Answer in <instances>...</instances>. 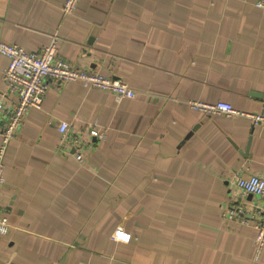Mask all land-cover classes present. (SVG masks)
I'll return each instance as SVG.
<instances>
[{
    "label": "crops",
    "instance_id": "crops-1",
    "mask_svg": "<svg viewBox=\"0 0 264 264\" xmlns=\"http://www.w3.org/2000/svg\"><path fill=\"white\" fill-rule=\"evenodd\" d=\"M0 0V38L36 51L59 36L75 65L127 81L133 98L52 81L5 153L0 264H264L256 232L223 207L258 198L234 173L264 172V123L187 102L264 114V9L256 0ZM0 54V125L6 95ZM105 133L80 162L60 145Z\"/></svg>",
    "mask_w": 264,
    "mask_h": 264
},
{
    "label": "built area",
    "instance_id": "built-area-1",
    "mask_svg": "<svg viewBox=\"0 0 264 264\" xmlns=\"http://www.w3.org/2000/svg\"><path fill=\"white\" fill-rule=\"evenodd\" d=\"M80 0H64L62 9L65 14H72ZM256 7L264 9V0H256ZM58 34H54L49 43L36 51H28L22 45L9 43L0 38V54L7 58L3 69L6 95L16 96L17 102L10 110L8 119L0 125V190L5 182V153L8 144L15 137L25 115L31 108H41L44 97L52 81L68 82L82 80L88 85L112 92L117 101L124 98H133L136 94L134 88L125 80L113 77L102 71L84 68L75 65L59 55ZM190 106L199 108L208 114H223L226 116H244L251 118L255 123H264V114L248 112L238 109L232 103L219 100L214 103L191 99ZM0 102V113L3 112ZM70 123L62 120L59 123L61 134L60 145L64 152L71 153L80 162L85 161V152L88 143L94 138L103 139L105 133L97 127H89L82 133L72 135ZM231 188L241 190L243 193L255 195L254 202L242 198L230 202L223 207V216L240 225L251 227L256 232V256L259 260L264 247V172L244 175L235 172ZM10 232L8 218L0 211V234Z\"/></svg>",
    "mask_w": 264,
    "mask_h": 264
}]
</instances>
